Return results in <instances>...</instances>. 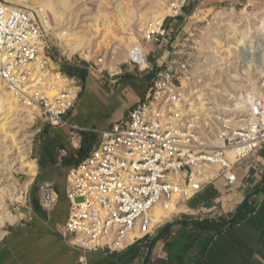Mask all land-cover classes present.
Returning <instances> with one entry per match:
<instances>
[{"label":"built area","instance_id":"built-area-1","mask_svg":"<svg viewBox=\"0 0 264 264\" xmlns=\"http://www.w3.org/2000/svg\"><path fill=\"white\" fill-rule=\"evenodd\" d=\"M189 4L167 0V16L141 27L144 45L155 49L135 44L127 50L125 64L153 75L146 98L123 120L100 131L97 146L68 172L69 215L60 232L83 254L123 252L154 236L161 225L155 221L158 210L178 208L174 218L220 179L237 185L245 162L264 148V92L252 89V81L240 75H227L226 80L234 78L229 87L213 77L220 70L238 69L243 77L259 70L245 73L237 48L227 57L237 51L243 60L238 67L226 63L229 58L224 64L223 59L208 64L199 58L196 53L210 55L203 45L212 34L200 28L176 31L179 21L182 27L201 21L196 12L185 15ZM69 33L46 14L0 0V92L50 127L68 125L67 115L83 89L79 78L63 71L74 63L58 49ZM180 47L192 54L180 58ZM105 60L78 62L107 76L112 71L104 68ZM43 189L41 202L52 210L59 194L49 186Z\"/></svg>","mask_w":264,"mask_h":264},{"label":"crops","instance_id":"crops-1","mask_svg":"<svg viewBox=\"0 0 264 264\" xmlns=\"http://www.w3.org/2000/svg\"><path fill=\"white\" fill-rule=\"evenodd\" d=\"M226 7L264 12V0H190L185 15ZM259 17L264 23V16ZM249 49L256 50L255 45ZM63 71L82 81L79 101L67 115L68 125L39 129L37 146L42 184L56 187L57 192L65 168L87 157L99 143L100 131L123 120L150 88L141 85L140 73L128 65L110 78L80 62ZM61 189L66 193V184ZM228 207L227 217L215 218ZM55 209L36 210L9 231L0 242V264H264V148L245 162L237 185L223 193L209 187L190 202L185 214L123 252L83 254L71 247L60 232L67 220L55 217Z\"/></svg>","mask_w":264,"mask_h":264},{"label":"rangeland","instance_id":"rangeland-1","mask_svg":"<svg viewBox=\"0 0 264 264\" xmlns=\"http://www.w3.org/2000/svg\"><path fill=\"white\" fill-rule=\"evenodd\" d=\"M41 1L43 7L36 9V12L44 8L43 15L46 14L55 26L66 27L70 32L67 42L58 48L63 57L74 62H89L94 65L97 59L105 56L103 66L112 71L105 73L109 78L113 76L112 74H115L113 77L120 74L117 75L116 71L119 72V68L126 65L127 50L131 46L139 43L144 45L140 33L141 27L154 18L167 16L165 8L167 0ZM195 12L200 16V26L199 23L192 22L189 26L182 27L183 21H179L176 24V31L181 28L180 30L187 33L200 28L202 32L212 34L207 39L208 43L203 45L205 48L209 47V50H206L210 55L200 56L201 54L196 53L199 58H206L208 64L219 63V60L224 61L229 58L230 61L226 63L235 62L238 67L239 64L243 65L242 57L246 63V55L239 52L241 57L237 51L236 54L232 51L235 56L227 57L230 50L235 51L237 47L240 51H246L248 45L254 44L259 55V69L263 70L264 23L260 22L263 19L259 16H264V12L248 7H226ZM144 46L147 49L153 47L149 44ZM182 48L179 49L184 54L180 58L192 54L188 47ZM216 51H220L219 57L215 55ZM111 56H115L116 61L109 63ZM251 56L253 57L252 54ZM224 63L225 61L222 64ZM98 66L101 68L102 65ZM240 73L238 69L220 70L213 73V77L217 80L223 79L229 87L234 78L226 80L227 75L230 77L234 74L240 75L238 78L252 81V89L264 92L260 73L256 71L245 77ZM137 76L141 77L139 81L142 86L145 88L147 84L151 86L153 76L151 73L137 74ZM44 125L46 124L40 118H34L33 112L18 102H0V242L9 231L25 222L34 211H47L41 202L43 187L47 186L42 184L41 164L37 159V146L41 137L39 129ZM64 161L63 158L60 162L61 167L65 164ZM215 187L220 193L229 189L223 179L217 181ZM52 189L57 192L56 187ZM37 198L39 201L36 200ZM229 211H231L230 207L215 218L224 219L231 213ZM161 214L166 218L165 213L161 212ZM166 224H161L160 229Z\"/></svg>","mask_w":264,"mask_h":264},{"label":"bare ground","instance_id":"bare-ground-1","mask_svg":"<svg viewBox=\"0 0 264 264\" xmlns=\"http://www.w3.org/2000/svg\"><path fill=\"white\" fill-rule=\"evenodd\" d=\"M13 5L19 6V7H23L26 9H29L31 11H36V9L43 7L42 5V1L41 0H5ZM40 14H43L45 12V9H40V11H37ZM237 48V47H236ZM238 52H241L243 54H245L246 56V65H245V69L244 72L245 73H250L251 70L255 69V66L257 70H259L260 73L264 70L259 69V55L258 52L254 49H249V50H243L240 51L237 48ZM251 54L253 55V57L251 56ZM9 101H16L18 102L15 98H13L9 93H6L5 91H1L0 92V102H9ZM46 202H48V198L46 200ZM187 206L182 207L180 210L181 211H185L184 209H186ZM179 211V209H173V210H158L156 212V216H155V221L156 223L159 224H163L166 223L167 220L171 219L173 217V214L177 213ZM161 212L166 214V218H164V214H161Z\"/></svg>","mask_w":264,"mask_h":264},{"label":"trees","instance_id":"trees-1","mask_svg":"<svg viewBox=\"0 0 264 264\" xmlns=\"http://www.w3.org/2000/svg\"><path fill=\"white\" fill-rule=\"evenodd\" d=\"M69 170H70V167H66L64 170V175L61 177V180H60V182H61L60 186L61 187L63 185L65 186V184H66L67 175H68ZM61 187H59V191H58L59 200H58V203H57L56 209H55V217H57V218L61 217L60 220L62 222H65L68 219V215H69V202H68V199L66 197V193L61 189ZM36 200H38V198ZM223 224H225V222ZM210 226L213 228L219 227V226L214 225V224H210Z\"/></svg>","mask_w":264,"mask_h":264}]
</instances>
